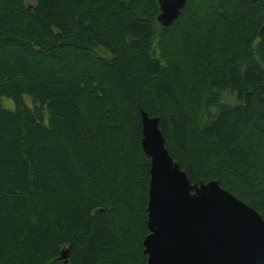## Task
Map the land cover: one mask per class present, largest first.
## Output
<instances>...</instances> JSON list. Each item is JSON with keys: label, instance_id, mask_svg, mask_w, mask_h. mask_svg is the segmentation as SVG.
<instances>
[{"label": "trees", "instance_id": "16d2710c", "mask_svg": "<svg viewBox=\"0 0 264 264\" xmlns=\"http://www.w3.org/2000/svg\"><path fill=\"white\" fill-rule=\"evenodd\" d=\"M31 1L0 0V264L146 263L140 110L191 184L264 220L262 0L167 28L157 0Z\"/></svg>", "mask_w": 264, "mask_h": 264}, {"label": "water", "instance_id": "95a60500", "mask_svg": "<svg viewBox=\"0 0 264 264\" xmlns=\"http://www.w3.org/2000/svg\"><path fill=\"white\" fill-rule=\"evenodd\" d=\"M186 1L157 0V23L171 26ZM140 117L141 147L150 159L145 264H264L259 214L215 181L191 184L166 149L159 119L142 110ZM69 253L58 260L67 263Z\"/></svg>", "mask_w": 264, "mask_h": 264}, {"label": "rangeland", "instance_id": "374dc122", "mask_svg": "<svg viewBox=\"0 0 264 264\" xmlns=\"http://www.w3.org/2000/svg\"><path fill=\"white\" fill-rule=\"evenodd\" d=\"M27 2L31 3V0H27ZM98 55L102 56V57H110V54L103 50L102 48H98L97 50ZM227 95V100L232 101L230 103H234L235 99H233V97L231 95H229L228 93H225ZM225 190V189H224Z\"/></svg>", "mask_w": 264, "mask_h": 264}]
</instances>
